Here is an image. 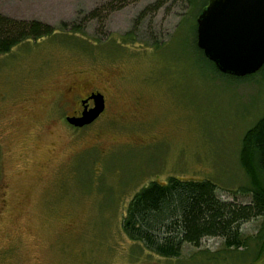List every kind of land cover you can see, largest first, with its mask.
<instances>
[{
    "label": "rangeland",
    "instance_id": "rangeland-1",
    "mask_svg": "<svg viewBox=\"0 0 264 264\" xmlns=\"http://www.w3.org/2000/svg\"><path fill=\"white\" fill-rule=\"evenodd\" d=\"M197 8L0 0L1 15L54 29L0 55V264H264L261 218L241 225L246 247L207 237L170 259L122 230L151 182L206 180L221 201H251L244 137L264 116V66L247 78L217 73L193 44ZM91 88L106 111L87 128L62 127L73 95Z\"/></svg>",
    "mask_w": 264,
    "mask_h": 264
},
{
    "label": "trees",
    "instance_id": "trees-1",
    "mask_svg": "<svg viewBox=\"0 0 264 264\" xmlns=\"http://www.w3.org/2000/svg\"><path fill=\"white\" fill-rule=\"evenodd\" d=\"M186 1L193 7L196 5L198 13L208 2ZM95 14L94 10L90 18ZM195 28L196 24L193 44L203 56L195 43ZM53 33L51 26L39 21L16 20L0 14V55L7 54L25 41L41 39ZM244 138L256 178V184L244 190L251 194L249 203L235 205L219 200L215 186L206 180L169 178L165 183L151 182L133 196L126 209L122 220L125 235L167 259L179 257L184 244L198 248L201 240L207 237L219 238L227 249L246 247V241L240 235L241 225L261 218L264 226V116L247 131Z\"/></svg>",
    "mask_w": 264,
    "mask_h": 264
},
{
    "label": "water",
    "instance_id": "water-1",
    "mask_svg": "<svg viewBox=\"0 0 264 264\" xmlns=\"http://www.w3.org/2000/svg\"><path fill=\"white\" fill-rule=\"evenodd\" d=\"M196 46L222 75L242 78L264 65V0H208L195 20ZM93 108L79 118L83 127L103 111V98L92 94Z\"/></svg>",
    "mask_w": 264,
    "mask_h": 264
},
{
    "label": "flooded vegetation",
    "instance_id": "flooded-vegetation-1",
    "mask_svg": "<svg viewBox=\"0 0 264 264\" xmlns=\"http://www.w3.org/2000/svg\"><path fill=\"white\" fill-rule=\"evenodd\" d=\"M77 88H78L77 85L75 83H72V84H70V85H68L66 87L65 94H69L70 95L71 93L76 92ZM92 89L93 88L85 91L83 93V95H73V98L75 99L74 102L76 104V108L75 109L70 108V113L62 114V117H61V120H60V122L62 124V127L65 126V124H66L67 128L78 131V130H81V129H84V128H87V127L91 126L92 124H94L103 115V113L107 109V101L105 99V96L101 92H99L97 90H92ZM92 94H100L102 96V98H103V111L98 115V117L95 120H93L90 124L85 125L83 127H75L74 125H72L69 122H67L68 118H79L81 116L82 112L88 111L89 109L93 108V106H94L93 105V100L90 99V96ZM60 105L61 104H59V106ZM65 106H66V104L63 103L62 104L63 110H62L61 107H59V108H61L60 110L63 113H65L64 112ZM55 111L58 112L57 109H55ZM60 116H61V114H60ZM4 197H5L4 193L1 192V194H0V203L4 202Z\"/></svg>",
    "mask_w": 264,
    "mask_h": 264
}]
</instances>
